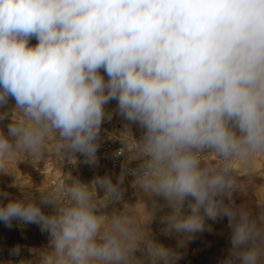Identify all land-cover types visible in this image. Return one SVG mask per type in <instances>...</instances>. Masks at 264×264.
I'll list each match as a JSON object with an SVG mask.
<instances>
[{"label":"clouds","instance_id":"clouds-1","mask_svg":"<svg viewBox=\"0 0 264 264\" xmlns=\"http://www.w3.org/2000/svg\"><path fill=\"white\" fill-rule=\"evenodd\" d=\"M112 101L128 122L115 181L0 192V222L49 235V249L19 264H177L154 239L157 219L164 234L191 235L225 218L219 264H264V196L225 202L264 155V0H0V120L11 114L0 172L20 154L95 165Z\"/></svg>","mask_w":264,"mask_h":264},{"label":"rangeland","instance_id":"rangeland-1","mask_svg":"<svg viewBox=\"0 0 264 264\" xmlns=\"http://www.w3.org/2000/svg\"><path fill=\"white\" fill-rule=\"evenodd\" d=\"M31 43H36L33 39ZM14 105V101L9 100L8 108ZM110 107L116 108V102L109 103ZM4 111V109H0ZM9 116L0 120V130L7 134V126L10 123ZM118 131L121 134L123 124L122 117L117 113ZM138 132H142L136 124H131ZM123 135V134H121ZM52 148V145H49ZM253 175H249L247 169L242 167L237 180L236 189L231 196H225V202L240 203L241 201L251 206L258 204V197L264 196V155L258 154L252 162ZM6 173L0 172V192H8V199L13 197L23 199L25 196H35L41 192L55 188L61 181L77 179L82 183H89L96 175L111 174L113 180L116 176L107 169L98 164L91 165L85 162V157L77 154L75 159H64L55 154L42 155L35 158H29L24 154L18 155L9 161ZM131 181H125L126 192L125 201L130 204L136 203L138 197L135 189L131 186ZM7 199L0 198V204H6ZM117 205V208H121ZM111 207L106 211L111 212ZM137 213L141 209L137 207ZM187 211V208L185 209ZM13 221L12 227H7L0 222V264L11 260L14 264H19L21 260H37L42 250L50 248L49 235L41 232L36 224H26ZM205 229L187 234H164L162 229L164 225L155 221L152 225L154 239L165 247L172 249L180 254L177 264H219L220 259L226 252L229 243V234L227 229V220L218 219L212 221L205 220ZM210 229V230H209ZM32 230V231H31ZM36 231V232H35ZM40 232V234H39ZM36 233H38L36 235ZM20 246L19 256H13L11 250ZM29 258V259H28Z\"/></svg>","mask_w":264,"mask_h":264},{"label":"built area","instance_id":"built-area-1","mask_svg":"<svg viewBox=\"0 0 264 264\" xmlns=\"http://www.w3.org/2000/svg\"><path fill=\"white\" fill-rule=\"evenodd\" d=\"M109 111L113 112L112 119L106 120L102 124L101 128V138L99 141V147L97 150V162L96 164L100 165L101 167L110 171L113 175L118 177L120 170H121V162L123 157H116L114 153L117 149L121 146L120 144L123 143L124 136L119 134L118 131V117L117 113L114 109L107 105ZM132 135L134 138L139 139L140 136L143 134L142 132H138L135 127H131ZM128 180H132L133 178L129 176Z\"/></svg>","mask_w":264,"mask_h":264},{"label":"bare ground","instance_id":"bare-ground-1","mask_svg":"<svg viewBox=\"0 0 264 264\" xmlns=\"http://www.w3.org/2000/svg\"><path fill=\"white\" fill-rule=\"evenodd\" d=\"M121 122H122V124H123V129L125 128V124L126 123H128V122H126L123 118L121 119ZM121 130V129H120ZM131 133H132V131H131ZM18 222V221H17ZM21 224V223H20ZM1 228V227H0ZM38 229H39V227H38ZM32 231V230H31ZM36 232V231H35ZM38 233H36V235H37ZM39 234H40V232H39ZM29 259V258H28Z\"/></svg>","mask_w":264,"mask_h":264}]
</instances>
